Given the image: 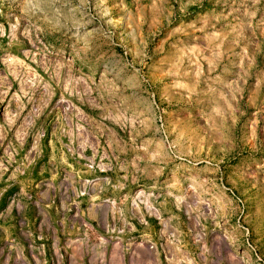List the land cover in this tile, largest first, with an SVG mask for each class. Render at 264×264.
<instances>
[{"label":"rangeland","instance_id":"1","mask_svg":"<svg viewBox=\"0 0 264 264\" xmlns=\"http://www.w3.org/2000/svg\"><path fill=\"white\" fill-rule=\"evenodd\" d=\"M0 264H264V0H0Z\"/></svg>","mask_w":264,"mask_h":264}]
</instances>
